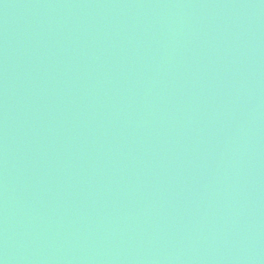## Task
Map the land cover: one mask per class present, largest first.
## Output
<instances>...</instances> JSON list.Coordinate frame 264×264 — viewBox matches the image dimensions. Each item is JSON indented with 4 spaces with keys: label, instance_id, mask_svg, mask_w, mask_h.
I'll list each match as a JSON object with an SVG mask.
<instances>
[{
    "label": "water",
    "instance_id": "obj_1",
    "mask_svg": "<svg viewBox=\"0 0 264 264\" xmlns=\"http://www.w3.org/2000/svg\"><path fill=\"white\" fill-rule=\"evenodd\" d=\"M0 264H264V0H0Z\"/></svg>",
    "mask_w": 264,
    "mask_h": 264
}]
</instances>
